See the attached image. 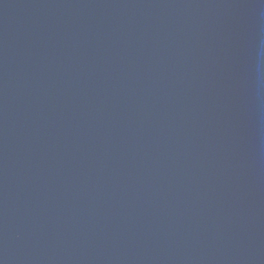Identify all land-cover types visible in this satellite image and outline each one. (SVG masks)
<instances>
[{"label": "water", "instance_id": "1", "mask_svg": "<svg viewBox=\"0 0 264 264\" xmlns=\"http://www.w3.org/2000/svg\"><path fill=\"white\" fill-rule=\"evenodd\" d=\"M0 264H264V0H0Z\"/></svg>", "mask_w": 264, "mask_h": 264}]
</instances>
